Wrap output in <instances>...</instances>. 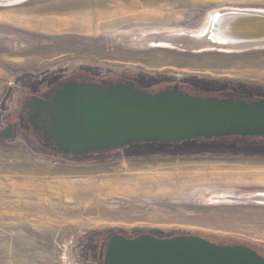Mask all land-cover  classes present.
<instances>
[{
	"label": "rangeland",
	"instance_id": "1",
	"mask_svg": "<svg viewBox=\"0 0 264 264\" xmlns=\"http://www.w3.org/2000/svg\"><path fill=\"white\" fill-rule=\"evenodd\" d=\"M228 10L264 13V0H31L0 8V102L10 78L66 65L264 90V44L194 51L188 47H201L177 41L204 35L212 16ZM201 149L56 161L0 144V264H76L78 242L101 233L193 234L264 257V203L254 199L264 194V153Z\"/></svg>",
	"mask_w": 264,
	"mask_h": 264
},
{
	"label": "water",
	"instance_id": "2",
	"mask_svg": "<svg viewBox=\"0 0 264 264\" xmlns=\"http://www.w3.org/2000/svg\"><path fill=\"white\" fill-rule=\"evenodd\" d=\"M29 1L0 0V8L17 7ZM223 32L219 31L222 37ZM224 36L231 41L264 37L232 31ZM168 38L174 39L175 36L161 37L163 40ZM191 39L183 36L177 41ZM220 45L232 51L222 42ZM188 48L194 51L223 49L219 45ZM174 77L180 81L196 78ZM212 90L209 88L207 91ZM49 108L53 109V135L57 145L63 151L80 155L136 143L166 146L223 137L264 139V103L204 99L182 93L177 88L149 95L129 86L72 85L59 92ZM9 133L10 129L0 133V139L7 140ZM105 264H264V257L244 245H218L196 235L166 239L152 235L131 239L116 236L107 249Z\"/></svg>",
	"mask_w": 264,
	"mask_h": 264
},
{
	"label": "flooded vegetation",
	"instance_id": "3",
	"mask_svg": "<svg viewBox=\"0 0 264 264\" xmlns=\"http://www.w3.org/2000/svg\"><path fill=\"white\" fill-rule=\"evenodd\" d=\"M2 75L3 71H2ZM3 78V77H2ZM169 79V78H168ZM148 78L130 72H114L108 69L83 65H66L65 67L40 73H23L10 78L0 102V133L10 129L8 139H0V144L26 146L31 151L38 150L40 157L60 161L68 157H94L97 151L80 155L63 151L54 139L52 112L56 95L72 85L97 86L103 88L131 87L134 90L156 95L177 88L180 92L204 99L233 100L236 102L264 103V90L241 88L236 85L214 84L209 87L193 85L182 81ZM226 138V137H223ZM158 145V144H156ZM166 151L180 149L204 148L246 150L253 148L264 153V139L260 137H238L217 140H193L180 144L159 145ZM153 147V146H152ZM121 236L133 237L117 233H101L90 235L74 247L76 264H105L107 249L111 240Z\"/></svg>",
	"mask_w": 264,
	"mask_h": 264
},
{
	"label": "bare ground",
	"instance_id": "4",
	"mask_svg": "<svg viewBox=\"0 0 264 264\" xmlns=\"http://www.w3.org/2000/svg\"><path fill=\"white\" fill-rule=\"evenodd\" d=\"M235 17H245L242 20H232L230 24H227L228 21L234 19ZM264 13L258 12H249V11H221L212 16L211 22L208 23L209 28L204 31V35H198L192 37L191 40L185 41L187 44H193L195 47H215L220 46L225 49L223 45H220V42L229 49L236 50L241 48H247L250 46H257L264 44V37L256 39H246V40H230L226 35L229 31L236 32L238 34H254L259 37L264 35ZM234 21V22H233ZM236 21V22H235ZM226 24L228 25L226 28ZM224 28V29H223ZM223 32V37L219 34V31ZM214 32V33H213ZM155 36V33H151ZM150 35V34H149ZM171 37V36H170ZM226 50V49H225ZM259 203H264V194L257 195L254 198Z\"/></svg>",
	"mask_w": 264,
	"mask_h": 264
},
{
	"label": "trees",
	"instance_id": "5",
	"mask_svg": "<svg viewBox=\"0 0 264 264\" xmlns=\"http://www.w3.org/2000/svg\"><path fill=\"white\" fill-rule=\"evenodd\" d=\"M227 138H230V140H231V139H235V138H238V137L214 138L212 140L220 141V140L227 139ZM199 140L200 141H206L204 139H199ZM159 145H161V144L156 145L155 143H140V144L136 143V144L127 145V146H124V147H118V148H115V149H107V150L97 151V152H98L99 155H101V156L106 155V156H109L111 159L119 157L122 153L124 155H127V156H131L132 154H134L135 156L144 155V153H143L144 151L145 152L150 151V152H153L154 154H156V153H159V154L169 153V151H166L164 149H160ZM199 149H201V148H199ZM202 150L203 149H201L200 151H202ZM191 235H193V234H191ZM206 239L211 241L210 237H207ZM213 243L217 244V242H213ZM218 245H224V244H218ZM247 247H249V248H251V249H253V250L258 252V250L253 248L252 246H247Z\"/></svg>",
	"mask_w": 264,
	"mask_h": 264
}]
</instances>
